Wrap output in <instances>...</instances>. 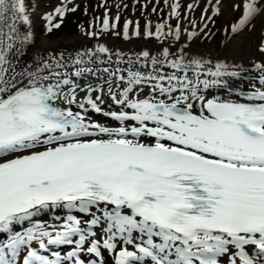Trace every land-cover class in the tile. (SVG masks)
<instances>
[{
  "label": "snow or ice",
  "instance_id": "obj_1",
  "mask_svg": "<svg viewBox=\"0 0 264 264\" xmlns=\"http://www.w3.org/2000/svg\"><path fill=\"white\" fill-rule=\"evenodd\" d=\"M179 8L176 0L171 14L178 17ZM243 8L234 33L264 11V0H245ZM69 10L77 9L57 7L55 16ZM45 19L48 32L60 28L53 14ZM109 20L106 13L103 32L114 31L120 16L111 27ZM18 24L31 25L25 0H0V234L7 235L0 240V264H18L24 247L23 264H85L82 252L97 258L89 264H104L102 249L114 264H220L224 257L227 264H264V87L238 93L245 102L208 99L201 85L223 86L219 77L238 74L218 70L210 82L197 71L193 79L189 70L203 62L173 59L167 48L161 57L143 51L127 69L103 68L107 88L80 83L100 71L86 66L92 61L85 54L70 64L53 57L17 72L8 53L17 38L23 44L32 35L19 37ZM132 25H123L126 40ZM166 27L158 24L153 32L148 22L144 34L160 40L172 34ZM134 34H141L139 22ZM96 51L111 56L104 46ZM165 66L175 71L165 73ZM255 68L264 86V64ZM145 87L150 91L141 97ZM57 209L87 219L68 215L62 230L36 223L14 232L15 225ZM97 228L102 243L94 239ZM33 241L44 252L50 245L75 248L65 257L52 252L50 259L31 248Z\"/></svg>",
  "mask_w": 264,
  "mask_h": 264
},
{
  "label": "bare ground",
  "instance_id": "obj_2",
  "mask_svg": "<svg viewBox=\"0 0 264 264\" xmlns=\"http://www.w3.org/2000/svg\"><path fill=\"white\" fill-rule=\"evenodd\" d=\"M57 2L58 3L56 7H54L55 9L61 6H66L69 9L72 4H67L66 0ZM244 2L245 0H228L223 7L225 17L231 15L232 11L237 8L235 7V5H239L240 3L244 5ZM25 3L28 8L31 25L27 26L18 24L19 37H23L27 35L28 32H31V40L22 44L20 39L17 38L14 48L8 53L9 59L11 60L17 72L24 71L25 69L33 70L38 65H41L44 62H52L53 57L59 60L62 56V62L70 64L71 61H73L78 56V54H85L83 55V59L85 61H92L86 66L92 67L94 70L99 69L100 71H98L97 75L95 76L87 75L86 80H81L80 83L84 84L88 82L92 83L94 86L103 84L104 87L107 88V85L104 84V80L107 79V75L103 73V68L108 67L110 69H115L117 67H120L127 69L131 61L135 60L143 51H148L152 56L161 57L163 49L167 48L171 54V58L173 59H179L181 56H183L186 62H190L193 59L203 62V68L196 69L195 66H193L192 69H190V71L188 72L189 77L193 79H195V72L197 71L201 73V80L207 79L210 82L214 79V77L210 75L211 72H216L219 70L222 72H235L238 74L237 76L223 75V77H219L223 86L210 87L207 90H203V86L201 85L203 94L208 99H233L232 96L226 95L225 91L226 88L230 89L232 86H243L253 90H255V88L264 87L259 83V79L262 73L255 68L256 64H264V52H261L259 50L260 47L264 45V11L254 32L250 36L241 37L239 39H235L234 41H226L221 50H218V48L198 50L191 45L165 46L158 44L155 46H149L145 43L132 41L131 39H121V34L119 33L106 35L107 38L98 36L89 39L84 37L69 38L63 36L57 39H51L49 38V36H52L51 34L47 32V37L46 35L43 36L42 32L39 34L37 32V28L34 27V19H37L38 17H44L46 15L41 9L40 0H25ZM197 6H199V4ZM219 6L220 5L217 4V2H215L214 0H207V3L203 6V10L205 11V9H207V12H209V16H211L214 15L217 7L220 8ZM68 13L69 11L66 12L65 15H67ZM75 14H78V12ZM233 17L234 15L232 16V18ZM149 20L151 22H154V18L152 15H150ZM235 20L232 19V22H234ZM96 21L99 24L100 18L97 17ZM174 22L179 24L175 19ZM109 36L117 37L118 41L120 42L115 40H108ZM99 46L108 48L111 56L109 57V54L97 52L96 50ZM89 52H96V55L89 57L88 55H86ZM117 54H119V56ZM200 54H202V56ZM121 58L122 61L118 64L117 61L121 60ZM217 65H225L226 67L223 69H218ZM133 67L136 68L138 66L133 65ZM67 70L71 72L74 71V68L69 67ZM141 70L148 71L150 69ZM163 71L165 73L171 74L175 70L165 66L163 68ZM149 91V88L145 87L144 91L140 93L141 97H144V94L148 93ZM82 96L83 93H81V97ZM104 107L107 110L109 107L114 109L116 106L105 104ZM90 115L92 116V119L96 120L97 122L104 123L107 126H118V122H115L110 118L102 117L96 113H91ZM68 215L83 216V214L75 211L69 212L66 209L47 211L42 212L36 217H33L31 222H25L23 227L15 225L13 227V230H21L24 228L26 229L27 227H31L33 224L40 223L43 218H64V220L66 221ZM6 237V234H0V240H3Z\"/></svg>",
  "mask_w": 264,
  "mask_h": 264
},
{
  "label": "rangeland",
  "instance_id": "obj_3",
  "mask_svg": "<svg viewBox=\"0 0 264 264\" xmlns=\"http://www.w3.org/2000/svg\"><path fill=\"white\" fill-rule=\"evenodd\" d=\"M57 1L62 0H40L41 2V9L46 14L44 17H38L34 19V27L37 28V32L40 34L42 32L43 36L46 35L47 28L49 26V22L45 19L48 14H53L54 19L52 24L60 23V28L56 29L53 28L51 32H48L52 36H49L51 39H57L60 37H84V38H93V37H106V35L121 34V39H124L123 36V25L125 21L131 20L133 21V25L129 28V39L132 41H136L138 43H145L149 46H155L158 44L161 45H175V46H182V45H191L194 46L198 50H205V49H217L221 50L226 41H234L235 39H239L241 37H248L250 36L259 20L263 11L257 15L254 19L251 20L242 30L238 32H233L232 29L236 26L240 19L243 17V5L240 3L239 8H235L231 15L225 17V12L223 10L224 5L228 0H219L220 8L219 13L209 16V12H205L203 10V6L207 3V0H179L180 8L179 13L180 15L177 17L176 15H172V5L176 2V0H72L70 8L76 7V11H70L67 15H64L63 18L59 16H55V8L57 5ZM217 2V0H214ZM197 2V3H195ZM193 5V8L189 10L188 5ZM199 4V6H197ZM153 8L156 9L153 12ZM81 13L88 18L89 24L88 30L82 31V33L78 34H66V28L70 25V22L73 20V15L75 13ZM110 18V27L112 22L115 20L117 15L120 16V21L118 26L114 31L103 32L102 29V22L105 18V14ZM154 13V15H153ZM150 15L153 16L154 22L151 23L152 31H156V26L158 24H166L169 27L165 28L166 33H172L171 35L163 36L160 40H157L154 36L147 37L145 36V25L148 22H151ZM234 17L232 18V16ZM101 16L102 22L100 24L94 23V18ZM143 18V19H142ZM174 19L178 21L179 24L174 22ZM232 19L235 20L232 22ZM139 22L140 25V36H136L134 34L135 24ZM156 24V26L154 25ZM205 25H207L205 27ZM179 26L180 28V38H175V29ZM118 29V30H117ZM66 31V32H65ZM87 33H94V35H88ZM196 33L195 36L190 37L189 33ZM45 33V34H44ZM47 37V35H46ZM45 38V37H44ZM111 38V39H110ZM113 38V39H112ZM108 40H115L118 41L117 37H110ZM120 42V41H118ZM202 56V54H200ZM78 218L83 217V219H87L82 215H77ZM82 219V227H87L83 223ZM66 223L64 218L59 219H49L43 218L39 224H42L46 230L48 231H56L62 230V225ZM25 229V228H24ZM21 230H14V232H21ZM96 232V236L94 239H101L100 237L103 236L101 229L97 228L94 229ZM104 237V236H103ZM93 239L92 237L89 238V242L86 243L85 249L89 246V243ZM7 237L3 239L6 241ZM78 240V237H75L73 241ZM103 240V239H102ZM103 241H101L102 243ZM122 245L118 244L117 251ZM67 247V246H66ZM64 247L61 251H57L60 254L63 252H69L70 250L74 249L75 247L68 246L67 248ZM39 250V249H38ZM129 250H132L129 248ZM27 250L23 248L17 258L18 264H23V260L25 258L24 252ZM102 252L105 255H108L111 258V261L105 264H114V256L102 249ZM67 264H70L68 262ZM221 264H227V257L221 258Z\"/></svg>",
  "mask_w": 264,
  "mask_h": 264
},
{
  "label": "trees",
  "instance_id": "obj_4",
  "mask_svg": "<svg viewBox=\"0 0 264 264\" xmlns=\"http://www.w3.org/2000/svg\"><path fill=\"white\" fill-rule=\"evenodd\" d=\"M98 17L100 18V22H99V24H100L102 22V17L101 16H98ZM96 18L97 17L94 18V23L98 24V22L96 21ZM151 23H156V22H151ZM88 24H89V21H88V18L85 15H83L81 13L75 14V15H73V20L70 22V25L67 26V28H66L67 32L66 31L65 32L68 35H71V34L75 35V34H78V33L80 34V33H82V31L89 29ZM154 25H156V24H154ZM100 238L101 239H99V240L103 241L102 239H104V237L101 236ZM36 243L37 242L34 241L32 246L35 247ZM25 254H26V251L24 252V255ZM105 259H106V263L111 261L110 257L108 255H105Z\"/></svg>",
  "mask_w": 264,
  "mask_h": 264
}]
</instances>
